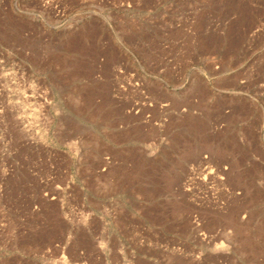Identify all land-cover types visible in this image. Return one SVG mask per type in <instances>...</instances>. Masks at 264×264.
Instances as JSON below:
<instances>
[{"label": "rangeland", "instance_id": "374dc122", "mask_svg": "<svg viewBox=\"0 0 264 264\" xmlns=\"http://www.w3.org/2000/svg\"><path fill=\"white\" fill-rule=\"evenodd\" d=\"M0 264H264V0H0Z\"/></svg>", "mask_w": 264, "mask_h": 264}]
</instances>
